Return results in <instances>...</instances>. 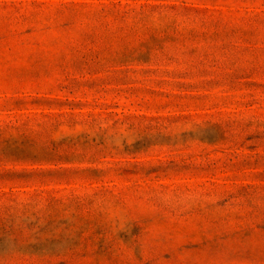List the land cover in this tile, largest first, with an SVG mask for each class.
I'll list each match as a JSON object with an SVG mask.
<instances>
[{
	"label": "rangeland",
	"instance_id": "374dc122",
	"mask_svg": "<svg viewBox=\"0 0 264 264\" xmlns=\"http://www.w3.org/2000/svg\"><path fill=\"white\" fill-rule=\"evenodd\" d=\"M0 264H264V0H0Z\"/></svg>",
	"mask_w": 264,
	"mask_h": 264
}]
</instances>
